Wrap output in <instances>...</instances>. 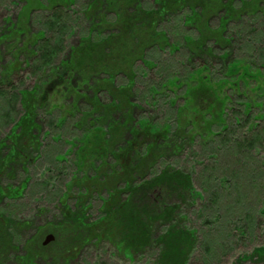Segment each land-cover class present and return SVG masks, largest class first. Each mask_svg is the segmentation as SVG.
Here are the masks:
<instances>
[{
	"label": "trees",
	"instance_id": "16d2710c",
	"mask_svg": "<svg viewBox=\"0 0 264 264\" xmlns=\"http://www.w3.org/2000/svg\"><path fill=\"white\" fill-rule=\"evenodd\" d=\"M38 4V12L27 10L23 24L4 19L0 25V264H9V255L21 249L24 254L15 256L16 264L50 259L40 240L46 233L54 236V242L72 232L80 243L110 232L109 223H119L115 217L132 207L138 192L154 200L155 189L164 191L160 180L165 172L178 171L192 181L191 173L176 170L165 158L178 156L197 135L211 136V149L222 152L215 157L220 164L234 157L239 164L259 166L255 174L258 179L264 176L260 153L264 0H85L79 6L76 0H38ZM244 32L251 55L246 58L245 51L242 58L235 57V37ZM163 52H168L167 62L160 60ZM245 78L262 83L257 85L258 102L251 106L240 93L226 111L211 83L239 89L237 80ZM161 98L171 107L168 116L173 120L158 124L150 114L162 112ZM210 98L214 104L217 101V109ZM201 100L207 106L199 105ZM239 100L243 105L237 109L233 103ZM192 107L215 111L216 120L195 131L194 118L181 116ZM213 126L218 128L213 131ZM50 142L61 145L51 159L69 161L73 168L46 202L58 213L49 222L35 224L50 209L37 207L29 218L18 217L16 204L34 187H42L40 181L32 183L31 170L42 165L50 146L54 148ZM82 157H90V168L101 176L98 180L90 182L89 177L75 174L72 178L86 162ZM211 175H203L205 184ZM227 184L228 175L222 177L219 189ZM249 193L246 189L245 196ZM237 194L236 201L241 202ZM94 195L100 201L96 217L90 214ZM212 200L203 201L201 208L213 205ZM139 209L145 214L130 218L136 226L133 231L163 218L174 219L164 203L156 204V210L148 204ZM250 211L245 213L247 225L238 230L241 235L246 226L254 227ZM260 211L264 213V207ZM185 228L172 224L168 234ZM28 231L30 236L23 239ZM195 234L189 229L186 233L194 247L199 242ZM121 245L127 251L132 248L129 243ZM259 251L263 246L252 253Z\"/></svg>",
	"mask_w": 264,
	"mask_h": 264
},
{
	"label": "rangeland",
	"instance_id": "374dc122",
	"mask_svg": "<svg viewBox=\"0 0 264 264\" xmlns=\"http://www.w3.org/2000/svg\"><path fill=\"white\" fill-rule=\"evenodd\" d=\"M85 0H76L77 6L83 3ZM38 0H0V25L4 19L13 20L17 22V25L24 23L27 10L33 8V13L38 12ZM75 9V6L71 7ZM18 19V21H17ZM246 26V21L243 22ZM246 28V27H245ZM255 27H252L254 29ZM259 29V28H258ZM230 32H227V35ZM237 39L235 48V57H243L246 51V58L251 55L246 47V32L242 33ZM168 52H163L160 56V60L167 62ZM151 56V52L147 54ZM156 58V57H155ZM157 61L159 60L156 58ZM178 58H175V60ZM29 82H27L28 84ZM239 83V89L236 86L233 88L217 87L212 84L214 88L213 94L218 100L223 101L225 110L232 105L235 101L237 94L243 93L247 104H254L258 102V96L261 91L257 89V85L262 87V83L248 79L237 80ZM259 83V84H258ZM239 91V92H237ZM182 91L177 94L180 96ZM167 95L174 96L173 92H165ZM165 95V94H164ZM163 97V96H162ZM230 98L231 101L228 99ZM165 98H161L162 112L157 114H150L156 116L158 124L162 122H170L171 117L168 116L171 107L165 103ZM205 101V99H202ZM199 102V105L207 106L206 102ZM229 100V101H228ZM207 101V100H206ZM210 103L214 104L213 99L210 98ZM215 101L214 108L217 109L218 103ZM182 98L177 99V103L181 104ZM242 100L238 103H233L235 108L242 107ZM242 104V105H240ZM216 105V107H215ZM213 112V113H212ZM215 111L211 109L207 110V113L198 110L197 107L189 108V110L183 111V115L191 116L194 118V130L202 131V128H208L210 122L215 119ZM257 111H255V114ZM216 120V119H215ZM215 120L213 122H215ZM218 128V127H217ZM213 126V131L217 129ZM210 135H199L195 137L194 142H187L183 150L179 152L178 156H172L171 159L167 158L165 162L170 166L175 167L176 170L185 171L191 173L192 181L188 180L186 176L178 173V171H168L163 173L165 178L160 180V183L165 187L164 191L159 192L158 188L154 192V200H146V197L142 192H138L132 201V207L127 210H121L114 220H119V223L110 222V232H102L101 237L88 238L84 242L80 240L77 243V236L75 233L65 234L62 238L51 241L47 244V255L50 254V259H39L40 264H264V251L253 252L256 247L263 246L264 248V213L261 214V209L264 207V176L258 179V175L255 172H259V166L254 164L244 165V163H237V159L231 157L227 158L224 164H220L219 160L215 157H220L222 152L213 151L214 144L209 142ZM206 139V140H205ZM55 145L54 148L46 152L47 156H44L42 165L31 172H34L32 183L40 181L42 187H34L31 193H26L25 200L16 204L15 213L18 217L29 218L28 216L34 212V208L40 207L50 209V211L39 219L35 224H43L45 221L49 222L53 215L58 213L57 207L54 204L46 203L47 200H51V193L61 189L63 181L68 179L72 164L67 161H56L52 158V154L60 148V144L49 143ZM264 148V147H263ZM260 153L264 155V150ZM259 148H257L258 150ZM166 151V150H165ZM166 151L165 153L169 152ZM259 151V150H258ZM178 153V152H177ZM260 154V155H261ZM264 157V156H263ZM86 158V159H85ZM90 157H82L86 160L85 164L78 169V172L73 173L72 178L76 176L89 177L90 182H94V178L98 180L100 174L94 172L90 168ZM225 159V158H224ZM170 160V161H169ZM222 162V160H220ZM235 162V164H234ZM217 165H216V164ZM215 164V165H214ZM214 165L215 171L210 169ZM39 166V165H38ZM162 166L161 163L158 167ZM52 169L47 171L46 168ZM179 168V169H178ZM159 170V169H158ZM235 170V171H234ZM264 170V169H263ZM234 171V175L231 172ZM211 173L209 181L205 184L203 179L206 178L203 175ZM74 174L76 176H74ZM98 174V175H97ZM225 174V175H223ZM231 174V176H230ZM229 176V184L226 189H219L222 177ZM46 177H51L50 181L42 183ZM53 177V178H52ZM231 177V178H230ZM255 177V178H253ZM62 182V183H61ZM227 182V181H226ZM60 187V188H59ZM246 189L250 192L248 196H245ZM42 190V191H41ZM73 187V192L75 191ZM106 191H102V195H106ZM197 192L199 196H197ZM236 192V193H233ZM237 192L241 194V202H237ZM33 193V195H32ZM43 193V194H42ZM218 194V199L215 194ZM97 195V194H96ZM100 195V196H102ZM203 196V199H201ZM98 197L94 195L91 202L90 214L91 216L97 215L95 213L100 203ZM215 202L206 208H201V203L209 199H213ZM38 199V200H36ZM42 202V203H41ZM164 203V207H170L168 215L172 216V221L164 222L163 219L150 223L147 226H143L139 231L131 230L134 225V221H130L145 213L140 211L139 207L148 204L151 209L156 210V204ZM43 206V207H42ZM12 209V208H11ZM251 210L253 215V226L249 228L246 220V210ZM32 210V213H31ZM93 221L94 219H90ZM186 226V230L175 229L171 234H168L169 227ZM243 224L246 226L243 234L238 231ZM115 228V229H114ZM189 230L196 232V237L199 242L196 246L189 241L186 233ZM35 230V229H34ZM187 231V232H186ZM143 232V235H142ZM34 233V231H33ZM31 232L28 231L23 235V239L30 236ZM47 234V233H46ZM45 236L40 237L43 241ZM56 241V242H55ZM130 244L132 246L130 251H127L126 246L121 245ZM137 247V249L135 248ZM21 249L18 253H11L9 255V264H16L15 256H22L24 253ZM14 256V257H13ZM58 256V257H57ZM54 261V262H53Z\"/></svg>",
	"mask_w": 264,
	"mask_h": 264
},
{
	"label": "water",
	"instance_id": "95a60500",
	"mask_svg": "<svg viewBox=\"0 0 264 264\" xmlns=\"http://www.w3.org/2000/svg\"><path fill=\"white\" fill-rule=\"evenodd\" d=\"M54 236L50 233L46 234L43 241H42V245H47L48 243H50L51 241H53Z\"/></svg>",
	"mask_w": 264,
	"mask_h": 264
}]
</instances>
